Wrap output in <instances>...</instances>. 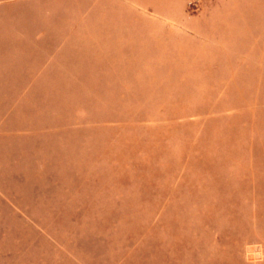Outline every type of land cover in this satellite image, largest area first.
<instances>
[{
  "label": "rangeland",
  "instance_id": "1",
  "mask_svg": "<svg viewBox=\"0 0 264 264\" xmlns=\"http://www.w3.org/2000/svg\"><path fill=\"white\" fill-rule=\"evenodd\" d=\"M0 264H264V0H0Z\"/></svg>",
  "mask_w": 264,
  "mask_h": 264
}]
</instances>
